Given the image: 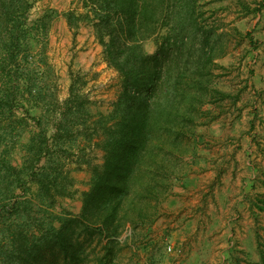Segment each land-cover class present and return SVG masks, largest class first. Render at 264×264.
<instances>
[{
    "label": "trees",
    "instance_id": "16d2710c",
    "mask_svg": "<svg viewBox=\"0 0 264 264\" xmlns=\"http://www.w3.org/2000/svg\"><path fill=\"white\" fill-rule=\"evenodd\" d=\"M37 1L0 0V74H9L0 82V264H57L59 254L64 264H81V236L89 244L98 237V264H110L116 239L154 222L196 155L204 106L224 95L212 87L224 34L206 24L200 0H79L83 12H66L68 26L75 35L92 26L104 61L120 75L111 112L92 118L86 83L71 71L69 97H53L58 109L19 118L20 93L46 97L32 77L22 90V68L11 74L34 47L35 33L47 32L48 14L29 25ZM153 37L156 50L149 53L144 44ZM17 122L36 128L26 144ZM77 135L102 150L103 162L92 167L80 215L58 216L51 211L57 197L75 182L64 159ZM19 146L22 162L15 159Z\"/></svg>",
    "mask_w": 264,
    "mask_h": 264
},
{
    "label": "rangeland",
    "instance_id": "374dc122",
    "mask_svg": "<svg viewBox=\"0 0 264 264\" xmlns=\"http://www.w3.org/2000/svg\"><path fill=\"white\" fill-rule=\"evenodd\" d=\"M200 3L206 24L218 26L224 34L225 54L216 61L212 85L224 95L204 106L208 114L196 130V155L173 181L159 216L117 238L119 245H114L110 264H226L223 245L239 252L238 264L264 262V0ZM70 10L83 12L79 0H38L29 13V25L48 14L49 26L47 32L35 33L34 47L20 67H12L11 74L22 68V90L32 77L46 97L36 101L20 93L14 106L19 118L58 109L53 97L60 102L69 97L71 71L86 83L82 91L89 98L92 118L108 115L113 108L121 89L115 70L104 62L92 26H82L75 35L68 23H61L59 15L65 17ZM144 46L154 53V37ZM8 75L0 74V82ZM13 128L22 132L21 144L36 130L18 122ZM76 137L69 142L73 148L64 159L75 182L70 194L57 197L51 211L58 216L80 215L92 167L103 162L102 150L83 136ZM24 154L19 146L15 159L22 162ZM30 186L35 192L36 185ZM233 200H240L238 207L244 214ZM239 214L241 222L234 223ZM97 238L89 244L90 239L80 237L81 264H98L104 256ZM57 256V264H64L62 254Z\"/></svg>",
    "mask_w": 264,
    "mask_h": 264
},
{
    "label": "crops",
    "instance_id": "0c3cea01",
    "mask_svg": "<svg viewBox=\"0 0 264 264\" xmlns=\"http://www.w3.org/2000/svg\"><path fill=\"white\" fill-rule=\"evenodd\" d=\"M66 12V11H65ZM63 16V17H62ZM59 17H60V19H61V23H67V20H66V18L64 17V15H62V14H60L59 15ZM105 62V61H104ZM116 75H117V81L116 82H118V88L120 89L121 88V84H120V81H121V79H120V75H118L119 73H117V71H113ZM91 112H92V110H91ZM93 113V112H92ZM84 137V136H83ZM85 138V137H84ZM85 146V145H84ZM229 189H231V188H229ZM240 201V200H239ZM239 201L238 202H236V200H233V203H234V205L236 204L237 205V207H238V203H239ZM242 205V204H241ZM245 205H246V203H245ZM243 208L244 209H246V206H243ZM238 209L241 211L242 209L241 208H239L238 207ZM242 214H244V211L242 210V212H241ZM254 215V214H253ZM241 218V219H240ZM234 220H235V222L234 223H240L241 222V220H242V217H241V215L239 214L238 216H236V218H233ZM227 221H225V223H226ZM250 222H252V220H250ZM253 223V222H252ZM251 223V224H252ZM223 252H224V254H225V257H226V264H238L237 262L238 261H236L237 260V255L239 254V252H237L236 250H234V249H232V248H230L229 246H227V245H223ZM215 255H218L216 252L214 253ZM213 261H214V259H213ZM218 264V263H217Z\"/></svg>",
    "mask_w": 264,
    "mask_h": 264
},
{
    "label": "built area",
    "instance_id": "2783aa9c",
    "mask_svg": "<svg viewBox=\"0 0 264 264\" xmlns=\"http://www.w3.org/2000/svg\"><path fill=\"white\" fill-rule=\"evenodd\" d=\"M168 250L171 251V247H169Z\"/></svg>",
    "mask_w": 264,
    "mask_h": 264
}]
</instances>
